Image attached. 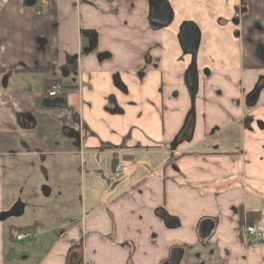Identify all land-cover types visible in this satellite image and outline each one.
I'll list each match as a JSON object with an SVG mask.
<instances>
[{
	"label": "crops",
	"instance_id": "0c3cea01",
	"mask_svg": "<svg viewBox=\"0 0 264 264\" xmlns=\"http://www.w3.org/2000/svg\"><path fill=\"white\" fill-rule=\"evenodd\" d=\"M26 1L0 0V264H264V0Z\"/></svg>",
	"mask_w": 264,
	"mask_h": 264
},
{
	"label": "water",
	"instance_id": "95a60500",
	"mask_svg": "<svg viewBox=\"0 0 264 264\" xmlns=\"http://www.w3.org/2000/svg\"><path fill=\"white\" fill-rule=\"evenodd\" d=\"M36 0H27L26 5L32 6ZM150 2H152L150 0ZM150 23L158 28L163 29L168 27L173 21V11L170 5L166 2H161L160 4H154L150 8ZM178 41L180 48L184 55L191 58L190 66L186 71L184 76V84L190 96L195 95L198 92L199 86V76L196 66V53L200 43V32L197 26L191 22H186L182 24L179 29ZM255 97V96H254ZM52 105L57 103L56 100L49 101ZM23 214V206L17 203L9 212L0 215V221L11 218L19 217ZM167 226L175 227L176 222L174 220H167ZM214 229V223L209 220H205L199 224L198 227V237L201 241L208 239ZM184 251L180 248L172 249L170 252V257L165 264H179L183 258Z\"/></svg>",
	"mask_w": 264,
	"mask_h": 264
},
{
	"label": "built area",
	"instance_id": "2783aa9c",
	"mask_svg": "<svg viewBox=\"0 0 264 264\" xmlns=\"http://www.w3.org/2000/svg\"><path fill=\"white\" fill-rule=\"evenodd\" d=\"M44 1H41V3L43 4ZM41 12L38 11V14H40ZM62 87L59 84H55L53 85L47 92H46V96L49 99H54L56 97H58L61 93H62ZM127 172V168L125 167V165L120 161L117 165V167L115 168V176L118 177L123 173ZM244 233L245 236L247 238V240L249 242L252 243H258L264 240V226L258 224V223H253L251 225H247L244 228ZM30 239L33 238V235L31 233H25V234H20L17 236V239L19 241L24 240V239Z\"/></svg>",
	"mask_w": 264,
	"mask_h": 264
},
{
	"label": "flooded vegetation",
	"instance_id": "af4514ba",
	"mask_svg": "<svg viewBox=\"0 0 264 264\" xmlns=\"http://www.w3.org/2000/svg\"><path fill=\"white\" fill-rule=\"evenodd\" d=\"M153 1L156 2L157 0H153ZM261 85H262V80H260V81L258 82V85H257V87L255 88L254 92L252 93V96H251L250 100H252V99L254 100V99L256 98V95L258 94V91H259V88H261ZM192 96H194V95H192ZM254 96H255V97H254ZM120 161H121V162L125 165V167L127 168V172L121 174V175L118 176V177H121V176H123V175H126V174H128L129 171H130V168L126 165V163L124 162V160L120 158V159L117 161V164H116L115 167H114V174H115V168L117 167V165H118V163H119ZM16 204H17V203H16ZM16 204H15V205H16ZM15 205H14V206H15ZM11 209H12V208H11ZM11 209H10V210H11ZM10 210H9V211H10ZM9 211H8V212H9ZM6 213H7V212H6ZM3 214H5V213H3ZM0 215H1V214H0ZM252 224H253V223H252ZM250 225H251V224H250ZM23 234H25V233H23ZM242 235H243V236L245 237V239L247 240V238H246V236H245V233H244V229H243V231H242ZM210 236H211V235H210ZM209 238H210V237H209ZM209 238H208V239H209ZM30 239H32V238H30ZM206 240H207V239H206ZM247 241H248V240H247ZM263 241H264V240H263ZM263 241H261V242H263ZM258 243H260V242H258ZM174 249H175V248H174ZM180 249H181V248H180ZM183 251H184V250H183ZM182 259H183V258H182ZM167 261H168V260H167ZM167 261H166V262H167ZM181 261H182V260H181ZM166 262H164L163 264H165ZM180 263H181V262H180ZM180 263H179V264H180Z\"/></svg>",
	"mask_w": 264,
	"mask_h": 264
},
{
	"label": "rangeland",
	"instance_id": "374dc122",
	"mask_svg": "<svg viewBox=\"0 0 264 264\" xmlns=\"http://www.w3.org/2000/svg\"><path fill=\"white\" fill-rule=\"evenodd\" d=\"M176 22H177V20H176V21H174V23H172V24H176Z\"/></svg>",
	"mask_w": 264,
	"mask_h": 264
},
{
	"label": "trees",
	"instance_id": "16d2710c",
	"mask_svg": "<svg viewBox=\"0 0 264 264\" xmlns=\"http://www.w3.org/2000/svg\"><path fill=\"white\" fill-rule=\"evenodd\" d=\"M251 216H253V215H251Z\"/></svg>",
	"mask_w": 264,
	"mask_h": 264
}]
</instances>
